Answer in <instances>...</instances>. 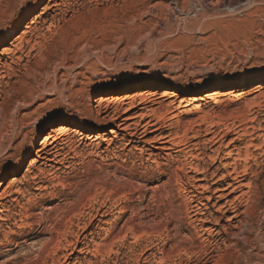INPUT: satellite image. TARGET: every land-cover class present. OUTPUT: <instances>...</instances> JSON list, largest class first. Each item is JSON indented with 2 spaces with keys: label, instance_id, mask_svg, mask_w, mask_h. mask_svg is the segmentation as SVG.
Here are the masks:
<instances>
[{
  "label": "rangeland",
  "instance_id": "obj_1",
  "mask_svg": "<svg viewBox=\"0 0 264 264\" xmlns=\"http://www.w3.org/2000/svg\"><path fill=\"white\" fill-rule=\"evenodd\" d=\"M38 1L1 0L7 8L0 16V47L21 35L50 2ZM119 1L114 9L59 0L71 10L47 39L40 33L48 31L50 17L39 27L33 37L39 50L29 63L0 70V176L9 174L0 179V195L14 180L12 192L20 190L0 214V264H264V94H253L254 86L264 84V0H247L242 9L219 15H204L202 0H178V9L174 0H139L129 13ZM181 2L187 12H180ZM157 5L174 7L169 36H143L144 26L154 29L155 21L139 15ZM240 84L245 87L230 88ZM156 88L160 96L170 93L168 107L160 109L166 128L198 119L196 110L208 119L194 144L211 138L206 130L214 119L222 123L213 130L223 141L204 150L210 155L219 149L220 157L205 158L204 166L224 173L238 159L231 150L242 149L238 170L249 171L238 193L229 196L230 178L211 182L212 194L195 190L185 176L195 175L189 171L165 185L164 168L148 156L156 152L152 146L130 143L124 133L113 136L112 123L98 127L95 112L88 114L89 104L105 98L112 100V116L122 107L119 98ZM220 93L225 95L218 105L200 101ZM183 99L188 102L181 105ZM79 126L97 127L93 135L99 139L84 138L90 133ZM51 128L59 130L64 165L48 170L36 152ZM105 138L113 139L109 147ZM164 154L160 164L166 163ZM80 233L84 243L77 245Z\"/></svg>",
  "mask_w": 264,
  "mask_h": 264
},
{
  "label": "bare ground",
  "instance_id": "obj_2",
  "mask_svg": "<svg viewBox=\"0 0 264 264\" xmlns=\"http://www.w3.org/2000/svg\"><path fill=\"white\" fill-rule=\"evenodd\" d=\"M85 1H87V0H85ZM88 1H89V3L95 4L99 7L100 6H109V5H111L113 8L115 7L114 6L115 0H88ZM138 1L139 0H122V4H120L121 5L120 6L121 11L123 10L124 13H126V12L129 13L131 10H133V8L136 7ZM174 1L176 3V7L178 9L179 7H178L177 3L179 1L178 0H174ZM246 1L247 0H237L235 2H231V1H227V0H218L217 2H215V0H202V3L201 2L199 3V7L202 10L201 12L204 13V15H205V13L212 15L211 11H213L214 14L219 15V13L221 11H224V9H231V8H235V7H238L236 10L242 9V7L244 6V4H242V3H246ZM42 2H43V0H39L37 5L39 6ZM250 2L247 3V7H249L252 4V3L250 4ZM190 3H188V4H190ZM3 4H5V3L3 2ZM69 5H68V7H65L64 3L62 4V2H59V0H50V2H48L42 8V13L40 15H38L31 22V24H29V26L26 28V30L21 35L14 37L13 39L10 40V42L5 40L3 45L0 47V70L2 69L4 72L7 73V72L13 71L14 67H17V66L20 67L19 65H21L23 62L28 64L32 55L37 53L39 50L38 43H35L33 41V37H34L35 33L37 31H39V27L41 25L45 24L49 20V17H50L52 22H51V26L48 27V31L40 33V35H41L40 39L41 40L47 39L48 35H50L52 32V26H54L58 22L60 23V20L66 19V17H65L66 14L69 12V10H71L69 8L71 6H69ZM81 5H82V3H81ZM86 5H87V3H86ZM2 6H4V5L1 4V0H0V16L2 14H4V8ZM66 6H67V4H66ZM253 6H255V5H253ZM73 7H74V5H73ZM160 7L158 5L153 6L152 8H148L143 13L140 12L141 13L140 15L138 14L140 19L143 16L145 17L146 15H150L153 17V19L155 21V23L153 25L154 29L149 28V25L144 26L143 32L141 33V34H143V36L146 35L149 37H155L156 36L155 34H157V33L160 35H168L169 34L168 31L170 30V27H171V24L169 21L170 16L176 15V14H174V7L173 8L167 7L165 10H163ZM5 8H7V7H5ZM188 9L189 8H188L187 4L182 3V7L179 10L181 13H183ZM208 11H210V12H208ZM50 12L54 13V14L51 15ZM133 18H135V17H133ZM0 19H1V17H0ZM161 25L164 28H162ZM46 33H48V34H46ZM5 57L8 60H10V62H8V60L5 59ZM65 62L67 63V65L69 66L70 69L74 68L71 66L70 60L67 59ZM24 66L26 67L27 65L25 64ZM8 74H10V73H8ZM79 76H80V74L78 76L74 77V79H73L74 85L77 84L76 80H77V77H79ZM67 77L69 78V76H67ZM53 79H54V77H53ZM55 80H56V77H55ZM55 82L56 81H54V83H52V84L54 85ZM236 87L243 88L245 86L242 84L230 86V88H236ZM253 91H254L253 94L256 95L255 99H259L264 94V84L260 83L256 86H254ZM230 93H233V92L231 91ZM132 95L133 96L126 95L123 98H119L117 100V103H120V105L122 104V107L117 112H114L112 114V116H111L112 112L109 111L110 110L109 107L112 103V100L111 99H105V98H101L100 100L96 101L95 102L96 105L89 104L90 106H89L88 114L90 116H93V112H95L96 116H95L94 121H96L98 123V127H100L99 126L100 123H103V122L112 123L113 126L111 128L110 133L113 136L119 135L118 134L119 132L124 133L125 137H130V139H131L130 143H133V140H138L139 142H136V143H140V144L142 143L148 147L152 146L153 150H155L156 152H151L148 156L151 160L153 159L152 162L156 165L157 168H159L160 170H161V168H164L163 174L169 177L168 180L165 181V183H164L165 185H168L174 177H175L174 179H177V181L185 179L183 177L184 176L183 174H185L188 171H189L188 174H191V173L193 175L195 174L192 177H188L187 174L185 175L188 179V182L190 183V186L193 189L198 190V191H200L199 189H203L205 191V193H208V194L209 193L212 194L215 192L213 190V186L215 185V183L210 184L211 182H222L225 179L230 178V182H228V184H227L228 189L231 190L229 196L231 194L236 193V192L238 193V191H240V189H242L246 185V184H244V181H245L244 179H245V176L247 175L249 169L245 166L243 171H239L240 169L238 170V168L240 166L238 161H240V158H241L240 154H241L242 149L240 150V149L235 148L234 150H231V152L229 153L230 157L231 158L238 157V159L234 160L229 165L224 166L223 167L225 169L224 173L219 174L220 171L222 170L220 168L212 170V167H205L204 166V165H206V162H204V161H206L205 158H207L208 161L210 160L211 162H216L220 157V150L219 149H215L214 151H211L210 155L206 154V152L204 153V150L210 144L217 145V144H220L221 141H223L222 139L225 136L221 137L219 139L218 134H217V132H219V131L213 130V129L218 128V126L220 127L222 125V123L217 122L214 119L211 122L212 127L210 129L206 130V133H207L206 135L211 136V138L205 140L203 144H194L193 140L195 141V140H198L200 138L201 128L204 125L210 123V122H208V119L204 115H201V113L198 112L199 110H196L195 112L192 113V115H198V117H199L198 119H196L194 121H192V120L188 121L185 124L179 123V122L172 123L171 125L169 124V126H168L169 128H166L167 123H163L165 118L163 117L160 109L163 107H166V106L168 107V105H166V102L168 99L171 98V97L169 98L170 93L165 92L164 94H162L160 96V93H159L158 89L156 88L155 90H147L144 92L138 91ZM224 95L225 94H221V93L218 94V96H213L211 94H207L206 97L204 99L203 98L200 99V101L202 103H204V106L208 103V100H213L218 105L220 103V102H218V100H221V98H224ZM230 95H232V94H230ZM88 101H95V100H92V98L90 96ZM183 102L187 103L188 101L183 99L182 101H180V104L182 105ZM103 105H106V108H104V111L102 109ZM162 111H163V109H162ZM216 116H218V115H216ZM213 117H215V116H213ZM219 121H221V120H219ZM54 123H59V122L57 121ZM238 123H239L238 129L243 130L244 125L242 124V122H238ZM50 125H53V123L49 124V126ZM210 125H208V126L210 127ZM224 126H225V124H224ZM78 129H80L83 132L90 133V134L84 136V138H86L88 140L93 139V141H96L99 139L98 136L93 135L94 133H98L99 130L97 129V127L96 128H90V127L79 126ZM223 130H221V131H223ZM58 131H59L58 129L51 128L49 130V133L41 141L40 148L36 152L37 160L44 162L43 165H46L48 170L49 169L52 170L57 166H63L64 165V159L59 160V157L62 155V153H61V149L59 148V143H58V141L60 139L56 137L57 136L56 133H58ZM180 131H184L183 136H181L179 134ZM235 132H236V129H235ZM245 132H247V131H245ZM190 134H193L192 135L193 137H189ZM148 135H154V136L148 138L149 137ZM237 139H239V138H237ZM112 141H113V139H109V138H107V139L105 138L102 140V142L106 143L108 145V147L110 146V143ZM127 147H128V145H127ZM143 152H145V149H143L141 153H143ZM162 152L165 153L164 159H165L166 163L160 164L158 162V159L161 157ZM247 153H249V150L247 151ZM182 154H184V156H180ZM188 157H189V159L190 158L192 159L191 162H188ZM245 157L248 158L249 156L246 155ZM246 158H245V160H246ZM242 159H244V158H241V160ZM248 160H252V159L248 158ZM199 163H201L202 166H200L201 164H199ZM16 171L17 170L13 168L11 173L14 174V173H16ZM30 171L31 170H29L27 172V174H30ZM8 175L3 174V176H0L1 181H3ZM173 175H174V177H173ZM198 176H200V178H198ZM195 182L196 183L205 182V185H203V186L201 184L197 185ZM14 183H15V180L13 182H11L5 188L4 192H2L3 194L0 195V214H3L4 211H7L5 208H6L7 204L9 203V201L13 202L12 200H14V199H12L11 196H14V194L20 193V190H18L16 192L15 191L12 192ZM4 184L1 183L0 186H3ZM249 186H250V184H249ZM213 197L214 196H212V195L206 197L207 201L211 202L214 199ZM219 197L222 198L225 196H223V195L217 196V198H219ZM8 198H11L12 200L7 201ZM15 199H16V197H15ZM229 202L231 203L232 201H228L227 206L230 205ZM247 207L249 209V206H247ZM245 212H246V210H245ZM104 213H103V215H104ZM192 217H193V215H192ZM82 236H83L82 233H80L78 235V239L76 241L77 245L78 244L82 245L84 243L83 239L81 240ZM73 248H76V247H73Z\"/></svg>",
  "mask_w": 264,
  "mask_h": 264
}]
</instances>
